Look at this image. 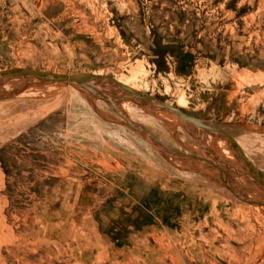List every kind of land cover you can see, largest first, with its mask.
<instances>
[{
	"label": "rangeland",
	"instance_id": "rangeland-1",
	"mask_svg": "<svg viewBox=\"0 0 264 264\" xmlns=\"http://www.w3.org/2000/svg\"><path fill=\"white\" fill-rule=\"evenodd\" d=\"M12 65L121 78L264 171V0H0ZM185 125L110 82H0V264H264V194Z\"/></svg>",
	"mask_w": 264,
	"mask_h": 264
},
{
	"label": "water",
	"instance_id": "water-1",
	"mask_svg": "<svg viewBox=\"0 0 264 264\" xmlns=\"http://www.w3.org/2000/svg\"><path fill=\"white\" fill-rule=\"evenodd\" d=\"M19 79H24L26 81H40L42 83L57 86L70 84L76 87H93L103 82L115 84L128 92L142 106L148 107L152 110L163 111L170 115L186 118L196 123L205 133L212 134L221 139L228 145L230 152L240 158L242 163L240 173H242L245 179L249 182L250 188L264 194V171L247 157L241 146L231 134L220 126L193 115L182 108L169 103L158 95L134 87L108 73L64 72L26 65H12L0 68V82L15 81Z\"/></svg>",
	"mask_w": 264,
	"mask_h": 264
},
{
	"label": "bare ground",
	"instance_id": "bare-ground-1",
	"mask_svg": "<svg viewBox=\"0 0 264 264\" xmlns=\"http://www.w3.org/2000/svg\"><path fill=\"white\" fill-rule=\"evenodd\" d=\"M119 80H121V81H123V82H125V83H128L127 81H125V80H123V79H121V78H119ZM67 85H70V84H67ZM55 86H57V85H55ZM61 86H64V85H61ZM132 86H134V87H136L135 85H132ZM80 93V92H79ZM90 95V94H89ZM92 95H94V94H92ZM91 99V98H90ZM124 99H126V98H124ZM123 100V99H122ZM119 101V100H118ZM120 102V101H119ZM118 102V103H119ZM123 102V101H122ZM121 102V103H122ZM123 104H126V105H132V104H136L135 102H131V101H125V102H123L122 103V105ZM174 118H176L177 120H180L181 122H186L187 123V126L185 125V127H187L188 128V123H189V121L190 120H188V119H186V118H182V117H179L178 118V116H176V115H172ZM189 129V128H188ZM191 131V130H190ZM190 133V132H189ZM200 134V133H199ZM214 136V135H213ZM196 138V137H195ZM209 139L210 140H214V138H212V135H210L209 136ZM201 141V140H200ZM216 143H218L220 146H222V148H221V150L223 151V153H221V154H223L224 155V158H225V156L228 158V157H231L232 156V153L230 152V150H229V147H228V145L226 144V143H224L221 139H217L216 140ZM216 153V152H215ZM218 153H220V152H218ZM220 154V155H221ZM218 158H220V157H218ZM232 158V157H231ZM229 159V158H228ZM236 159V158H235ZM226 163V162H225ZM228 163V162H227ZM229 166V165H228ZM231 167V166H230ZM232 167H234L233 165H232ZM230 169H232V170H234L233 168H230ZM238 170H239V168H238ZM235 171V173H236V170H234ZM253 191V190H252ZM253 193L254 194H261L260 192H255V191H253Z\"/></svg>",
	"mask_w": 264,
	"mask_h": 264
}]
</instances>
